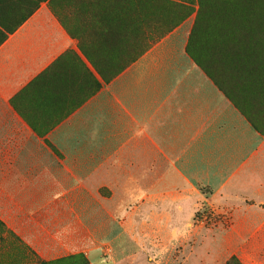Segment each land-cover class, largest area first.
<instances>
[{"label": "crops", "instance_id": "obj_1", "mask_svg": "<svg viewBox=\"0 0 264 264\" xmlns=\"http://www.w3.org/2000/svg\"><path fill=\"white\" fill-rule=\"evenodd\" d=\"M196 14L0 0V264H111L112 220L204 204L262 236L264 133L189 53ZM147 28L167 31L144 49Z\"/></svg>", "mask_w": 264, "mask_h": 264}, {"label": "rangeland", "instance_id": "obj_2", "mask_svg": "<svg viewBox=\"0 0 264 264\" xmlns=\"http://www.w3.org/2000/svg\"><path fill=\"white\" fill-rule=\"evenodd\" d=\"M151 3L152 0H145V11L157 14L161 24L172 18L178 23L197 11L194 37L198 50L194 51L196 47H193V53H222L226 54L225 58L235 54L240 60L246 59L238 65L245 69L254 67L256 88L240 84L238 102L245 115L264 133V18L261 21L256 13L250 16L251 11H264V0H156L155 5ZM166 31L145 29L144 49ZM205 67L213 71L223 65L211 67L205 63ZM193 213L191 221H160L154 229L134 215L122 221V228L120 222L112 220L111 224L119 228L104 251L105 260L111 264H264V233L252 238L237 236L248 225L246 217L218 211L207 204L196 206ZM79 264L87 263L81 258Z\"/></svg>", "mask_w": 264, "mask_h": 264}, {"label": "trees", "instance_id": "obj_3", "mask_svg": "<svg viewBox=\"0 0 264 264\" xmlns=\"http://www.w3.org/2000/svg\"><path fill=\"white\" fill-rule=\"evenodd\" d=\"M254 13H256L258 16H261V21L263 20L264 11L263 12L261 11L259 13L257 11L256 12L251 11L250 16L254 15ZM262 13H263V16H262ZM197 16H198V14H196L195 27L193 28V34L191 35V41L189 42V45L187 47L189 53L191 54V56L193 57L195 62L204 71L207 72V74L214 80V82L218 86H222V87H224V86L225 87L226 86L227 87L236 86V87H239V90L241 92V89H240L241 85L240 84H242V85H248V86L251 85V86H253V90H254V88H256L254 67H253V69H251V67L249 69H245V67H241L240 65H238V62L245 63L246 62L245 58L240 60L239 55H235V54H232L231 58H225L226 54H222V53H218V54L217 53H211V54L210 53H199V54H196L198 52L193 53V47H196V49H194V51L198 50V47L196 45V40L194 37V32H195V29L197 26ZM203 60H205V63L211 65V67L212 66L215 67V66L219 65L220 63H222L223 67L222 68L215 67L213 69V71H211L210 69L205 67V63L203 64ZM249 60L252 62V64L255 63V59H253L252 57L251 58L249 57ZM225 65L227 66V68L224 67ZM234 72L236 73L235 75H234ZM241 76H242V78H241ZM243 81H244V83H243ZM240 92H239V96H240ZM229 95L233 99V101L237 104V106L239 107L241 112H243V110L240 108V105L238 102L240 99H239V96L237 95V93L232 92L231 94L229 93ZM247 119L253 124V126H255L249 117H247ZM81 258L84 259V262L86 261L83 254H80L79 259H78L79 262H80ZM86 263H87V261H86ZM87 264H89V263H87Z\"/></svg>", "mask_w": 264, "mask_h": 264}]
</instances>
